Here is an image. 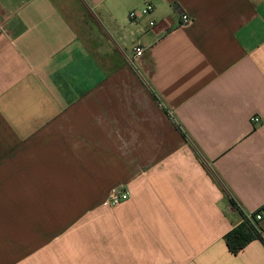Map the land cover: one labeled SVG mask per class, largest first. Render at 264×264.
<instances>
[{
    "label": "crops",
    "instance_id": "1",
    "mask_svg": "<svg viewBox=\"0 0 264 264\" xmlns=\"http://www.w3.org/2000/svg\"><path fill=\"white\" fill-rule=\"evenodd\" d=\"M0 30V264H264L224 242L264 204V0H0Z\"/></svg>",
    "mask_w": 264,
    "mask_h": 264
},
{
    "label": "built area",
    "instance_id": "2",
    "mask_svg": "<svg viewBox=\"0 0 264 264\" xmlns=\"http://www.w3.org/2000/svg\"><path fill=\"white\" fill-rule=\"evenodd\" d=\"M153 12V7L150 4H145L143 7L137 10H133L129 13L128 17L131 22H137L144 17L150 16ZM190 22V18L183 14L180 16V25H187ZM148 27H154V22L150 21ZM1 32V30H0ZM144 51V48L141 46H135L133 48V58H139ZM250 122L254 125L259 124L260 120L258 117L253 116L250 119ZM129 198V194L124 189L113 190L109 194V206L115 207ZM264 204L259 206L252 214L249 216H243L242 223L246 225L247 228H250L254 233L259 234V236L264 241Z\"/></svg>",
    "mask_w": 264,
    "mask_h": 264
},
{
    "label": "trees",
    "instance_id": "3",
    "mask_svg": "<svg viewBox=\"0 0 264 264\" xmlns=\"http://www.w3.org/2000/svg\"><path fill=\"white\" fill-rule=\"evenodd\" d=\"M229 203L233 209L238 211L243 217L242 212L238 208L237 204L230 198ZM253 240L263 241L259 234L254 233L250 228H247L245 224L241 223L229 233L224 236V242L232 254L239 253L247 244Z\"/></svg>",
    "mask_w": 264,
    "mask_h": 264
}]
</instances>
